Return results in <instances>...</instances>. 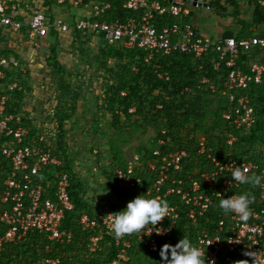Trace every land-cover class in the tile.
I'll return each mask as SVG.
<instances>
[{"label": "built area", "instance_id": "2783aa9c", "mask_svg": "<svg viewBox=\"0 0 264 264\" xmlns=\"http://www.w3.org/2000/svg\"><path fill=\"white\" fill-rule=\"evenodd\" d=\"M59 6L70 9L69 16L74 22L68 23V17H55L49 8L43 6L44 0H0V35L9 32H24L25 35L38 47V41L48 37L52 31L62 34L73 31L86 37L88 35L101 37L109 47H123L129 50L140 49L147 53V61L155 56L170 55L172 53H186L193 55L197 60L211 53H218L220 60L224 61L231 71L228 73L224 86L233 108L223 115L228 125L236 129H250L256 120L252 101L246 92L252 85H259L263 81L264 63L259 53L264 52V37L258 35L249 38L236 39L228 37L219 39L216 43L202 36L190 21L193 12L191 8H202L216 0H123L121 10L130 13V16H113L116 11L111 2L107 0H53ZM264 6V0H259ZM32 5L30 14L20 13L22 6ZM28 10V9H27ZM174 19L173 23H163L164 20ZM161 24V26H159ZM72 33V34H73ZM249 56L250 60L244 62V67L237 68L241 56ZM255 58H251V56ZM248 57V58H249ZM215 69L220 68L221 62L212 59ZM20 65L15 61V72L26 73L18 70ZM10 67V62L3 58L0 60V88H4L6 78L5 70ZM203 83H207L204 79ZM21 90L18 84L12 83L6 86L0 93V169L4 176L0 182V221L7 226L3 240L12 242L20 239L28 230H38L51 240L58 242L70 241L71 234L60 230V224L65 218L66 211L72 210L74 204L69 192V176L66 173L59 175L56 185V201L44 198V188L37 182L41 174L52 168L63 165L60 157L53 154L48 148V141L42 134L30 139V130L22 123L21 115L7 114L6 105L11 99V94ZM18 126H15V125ZM165 135V131H162ZM236 140L234 134L229 133L228 144L232 145ZM169 141V139H168ZM165 142L160 138L158 145ZM199 153L205 154V139L198 141ZM154 155H160L159 149H155ZM189 151L181 149L164 155L160 160L159 177L153 187L146 191L150 196L155 193L156 198L174 196L188 207V216L195 222L200 216L215 220L219 224L220 232L224 238L217 234L209 236L201 233L197 237L196 246L200 247L206 257V264L214 260L215 264H226L232 260V255L240 253L241 260L250 261L253 258L246 255L251 252L256 257V264H264V187H256L257 200L251 204L253 215L246 221H241L235 213L224 214L219 209V201L232 195H240L236 190H242V185L231 179V172L235 166L247 167L249 175L256 174L264 177V168L241 159L219 160L208 155L211 168L203 171H188L186 166L191 163L188 160ZM141 155L130 162L125 168L114 170L117 186L129 190L141 183L140 178L134 177V169L141 160ZM156 163L149 167L158 169ZM1 174V175H2ZM264 184V179H262ZM207 188V191L204 190ZM217 204V205H216ZM217 212L215 217L210 214ZM98 216V220L109 235H113L115 245L120 252L112 264H127L128 251L132 247V241L115 238L109 232L110 221L106 217L112 214ZM181 215L176 206H170L169 217H166L156 227L163 228L164 234L158 235L153 229L152 235H138L140 241L150 252L160 256V250L164 244L160 241L171 236ZM81 223L89 229H94L96 221L84 215ZM102 236H93L89 241V252L94 253L100 249L99 242ZM40 264H65L59 258L46 259Z\"/></svg>", "mask_w": 264, "mask_h": 264}, {"label": "trees", "instance_id": "16d2710c", "mask_svg": "<svg viewBox=\"0 0 264 264\" xmlns=\"http://www.w3.org/2000/svg\"><path fill=\"white\" fill-rule=\"evenodd\" d=\"M107 1L111 2L116 10L112 13L113 16H130V13H124L121 10L123 0ZM48 3L52 5L53 1L48 0ZM248 5L252 9L251 16L243 18L241 17L242 11L238 0H216L210 4L221 14L228 11V7H232L233 13L231 16L237 19L236 22L241 28L238 32L228 28L221 39L228 37L241 39L256 35L264 37V6L260 5L259 0H248ZM173 22L174 19H167L163 23ZM77 37L82 39L84 36L78 32ZM91 37L95 38L97 36L92 35ZM99 38L100 48H98L96 63L108 81L103 105L110 119L111 129L122 130L124 123L132 122L135 119L138 125L149 124L159 131L156 139L152 140L151 148L140 147L137 150L142 158L134 169V177L140 178L141 183L129 190L121 189L117 186L115 173L109 174L108 170L105 169L103 172L104 178L113 186L111 195L115 198L114 201L110 202L111 204L105 208V211L99 212L96 211L95 205L89 199L84 198L85 186L77 179V174L71 168L67 153L68 144L65 141L67 132L65 125L66 122L73 119V113L76 111V104L67 100L65 105L69 106L70 109L67 112L63 110L62 113L56 112L54 114L58 133L56 148L54 144H48V148L52 149L53 154L62 159L63 165L50 169L36 179L44 188L45 199L43 200L50 198L52 201H56L54 188L58 183L59 175L61 173L68 174L69 192L74 208L66 211L65 218L60 224V230L71 234L72 238L70 241L58 242L49 239L38 230L30 229L20 239L5 242L2 240L7 226L0 221V264H40L41 261L46 259L57 258L65 264H112L117 259L120 249L115 245L113 235L107 234L102 222L98 220V216L107 214L109 211L116 213L125 210L127 204L140 195H144L145 198L149 199L156 198L155 193L148 196L146 191L148 192L157 181L160 174L159 168L162 166L160 160L169 153L181 149L189 151L190 157L188 160H191V163L186 166V169L191 172L211 168L212 162L208 160L210 154L219 160L241 159V161H251L264 168V76L261 84L252 85L246 92L251 98L256 117L254 125L247 130L236 129L228 125L223 118V115L233 108L228 96L224 94L227 91L224 82L231 68L220 60L218 53H211L204 58V61L197 60L191 54L179 52L155 56L147 61V53L143 50H129L121 46L109 47L101 37ZM17 39L22 40L21 37ZM57 52L58 49L54 46L50 50L51 54L47 59L53 74L63 73L62 65L57 59ZM2 56H6L9 60V55L0 50V58ZM257 56H260L261 61L264 63V52L259 53ZM248 57L241 56L237 68L246 70L244 62L250 60V57ZM251 58H255V56L252 55ZM212 59L221 62L218 70L212 64ZM112 60L115 61L116 65L110 67V61ZM10 65L13 66L11 61ZM20 65L24 66L23 64ZM21 66L19 67L21 68ZM5 73V87L0 88V93L5 91L7 85L15 82L21 88V90L11 94V99L6 105V113L21 115L22 106L18 101L25 94L22 85L23 74L27 72H12L8 68ZM204 79L207 80V83L202 82ZM58 83L62 87L63 79H59ZM63 87L65 88V94H63L65 99L72 94L74 96L70 97L73 99L78 98V92H73L65 85ZM18 125L30 130V139L25 140L30 145L33 144L29 143V140L43 134L42 129L31 126L30 120H27L24 116L22 123ZM162 131H165L166 134L163 135ZM229 133L234 134L236 137L232 145L228 144ZM160 138L165 142L163 145H158ZM200 138L205 139L206 152L203 156L199 153L198 141ZM115 149V146H113L114 151ZM155 149H159L160 155H154ZM117 155L118 157L114 156L118 160L116 168H125L126 165L120 159L119 152ZM152 163L157 164V171L149 167ZM1 174L0 169V182L4 179L3 174ZM204 190L207 191V188H204ZM233 192L240 195L249 192L255 196V202L257 200L258 191L256 187L251 185H242V190ZM162 194L163 198L161 200H166L169 206H176L181 217L175 223V229L171 236L160 241V243L172 241L176 245L185 235L196 245L197 237L203 232L209 236L220 234L224 238V233L220 232L218 226V219H215L217 220L215 221L200 216L197 217L198 219L195 222H192L188 216L186 205L181 204L174 196L165 197V191ZM84 215L96 221L94 229H89L81 223V218ZM210 215L215 217L217 212ZM93 236H102V239L99 242L100 249L90 253L88 246L90 238ZM125 239L131 240L133 243L128 251L129 261L127 264H163L161 256L150 252L139 240L137 234L126 235ZM240 255V253L233 254L232 260L226 264H236L237 261L241 260ZM248 262L251 264L250 261Z\"/></svg>", "mask_w": 264, "mask_h": 264}, {"label": "rangeland", "instance_id": "374dc122", "mask_svg": "<svg viewBox=\"0 0 264 264\" xmlns=\"http://www.w3.org/2000/svg\"><path fill=\"white\" fill-rule=\"evenodd\" d=\"M238 1L241 17L249 18L252 9L248 0ZM54 10L55 7L52 9L53 14L56 13ZM191 10L193 15L190 21L202 36L213 43L221 39L228 28L235 32L241 30L237 19L231 16L232 7H228V11L222 14L207 4ZM69 12L70 9H67L64 14L60 12V15L66 14L65 17H68ZM67 22L73 24L74 18L68 17ZM72 33L43 38L46 42L45 45L39 44L40 48L15 37V60L22 62L24 66L21 69L27 72L23 74L22 88L25 94L18 101L22 106L20 114L30 120L31 126L42 129L45 140L56 148L58 133L54 114L70 109L65 105L67 100L76 104L73 119L65 125L68 158L77 179L85 186L84 198L95 205L96 211L102 212L115 199L111 195L113 186L104 178V170L107 169L109 174L114 172L118 164L114 156L118 157V152L124 165L133 162L139 155L137 150L140 147L151 148L152 140L156 139L159 131L149 124L140 126L135 119L124 123L122 130L111 129L103 105L108 81L96 63L100 38L88 35L79 39L78 34ZM13 45L8 41L0 42V50L9 55V60L13 57L10 52V49H14ZM54 46L58 49L57 59L63 68L60 74H53L47 63ZM115 65V61H110V67ZM59 79H63V86L79 93L77 99L72 98L73 94L64 98L65 88L59 86Z\"/></svg>", "mask_w": 264, "mask_h": 264}, {"label": "clouds", "instance_id": "9594fccd", "mask_svg": "<svg viewBox=\"0 0 264 264\" xmlns=\"http://www.w3.org/2000/svg\"><path fill=\"white\" fill-rule=\"evenodd\" d=\"M231 179L239 185H251L253 187H264L261 177L256 174L249 175L247 167L235 166L231 172ZM255 202V196L249 192L241 195H232L219 201V208L224 214L235 213L238 218L246 222L252 215L251 204ZM170 206L166 200L160 198H145L144 195L137 196L127 204V208L120 212L112 213L106 217L110 221L109 232L115 238L122 239L126 235H152L153 229L156 234H164L163 228L156 227L169 217ZM246 255L253 258L256 264V257L248 252ZM163 264H206L204 251L194 245L190 239L184 235L176 245L164 244L160 250ZM215 264V261H210ZM236 264H249L247 260L237 261Z\"/></svg>", "mask_w": 264, "mask_h": 264}, {"label": "crops", "instance_id": "0c3cea01", "mask_svg": "<svg viewBox=\"0 0 264 264\" xmlns=\"http://www.w3.org/2000/svg\"><path fill=\"white\" fill-rule=\"evenodd\" d=\"M34 0H29V3L30 2H33ZM36 1V0H35ZM53 1V0H52ZM43 6L45 7V8H49V11H50V13L52 14V9H54V7H55V10L54 11H56V13L55 14H58V15H56L55 16V14H53L55 17H65L66 16V14L65 15H60V12H62V14H64V12L67 10V8L66 7H64V6H59V5H57L56 4V2L54 3V1H53V4L52 5H50V3H48V0H44V4H43ZM32 7V5L31 4H28V7H24V6H22V8H21V11H20V13L21 14H23L22 16H24V15H26V13H28V15L30 14V10L32 9L31 8ZM28 9V10H27ZM23 33V34H22ZM26 33H25V31L24 32H9V33H6V34H4V35H0V42L1 43H3V42H5V41H8V42H11L12 44H14L13 45V48L14 49H10V52H11V55L13 56V57H11V62L14 64L15 63V61H17V63L20 65V64H22V62H20V61H18V60H15V37H21L22 38V40L23 41H25V43H27V42H31L32 44H34L26 35H25ZM56 34H57V37H59V36H61L62 34H61V32H58V31H52L51 32V34L49 35V36H53V37H55L56 36ZM65 35V34H64ZM66 36V35H65ZM45 42L46 41H44L43 39H41V40H39L38 41V44H42V45H45ZM38 48H40V46L38 45ZM2 51V50H1ZM16 57H18V54H17V56ZM3 58H5V59H7L6 58V56H2L1 58H0V60L1 59H3ZM9 61V60H8ZM9 61V62H10ZM21 66V65H20ZM22 67V66H21ZM18 70H20V67H18L17 68ZM9 70L10 71H12V72H15V67H13V66H11L10 65V67H9ZM19 72V71H18Z\"/></svg>", "mask_w": 264, "mask_h": 264}, {"label": "water", "instance_id": "95a60500", "mask_svg": "<svg viewBox=\"0 0 264 264\" xmlns=\"http://www.w3.org/2000/svg\"><path fill=\"white\" fill-rule=\"evenodd\" d=\"M204 7V6H203Z\"/></svg>", "mask_w": 264, "mask_h": 264}]
</instances>
